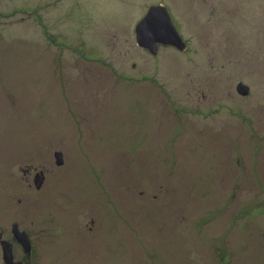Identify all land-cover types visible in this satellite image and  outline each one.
I'll return each instance as SVG.
<instances>
[{"label":"rangeland","instance_id":"374dc122","mask_svg":"<svg viewBox=\"0 0 264 264\" xmlns=\"http://www.w3.org/2000/svg\"><path fill=\"white\" fill-rule=\"evenodd\" d=\"M158 5L184 50L137 45ZM7 183L29 264H264V0H0Z\"/></svg>","mask_w":264,"mask_h":264},{"label":"flooded vegetation","instance_id":"af4514ba","mask_svg":"<svg viewBox=\"0 0 264 264\" xmlns=\"http://www.w3.org/2000/svg\"><path fill=\"white\" fill-rule=\"evenodd\" d=\"M185 47H186V44H185ZM56 152H60V151H55L53 153V157ZM20 171L24 176H28L31 180L21 181L19 175H17L19 183L26 185L27 189L33 195H34L33 193L34 187L38 191L42 190L44 183L46 181L45 177H46L47 171H44L43 169H38V167H28V166L26 168H20ZM38 181H41L39 188L36 187V183H38ZM7 185H10V186H7ZM7 185L5 184V196L4 197L2 196L0 192L1 194L0 204L4 207V212H5L4 216L0 218V262L2 264H7L4 260V248H6L8 252L10 253V257L12 258L13 263L29 264L30 261L28 259L32 256V253L36 251L35 250V240L31 238V235L27 231V229H24V230L20 229V223L18 222L14 223L13 221L8 222L10 221L8 219L9 218L8 215L10 213V208L12 207L11 202L13 200V197H16V195H19V194H16L12 191L11 183H7ZM18 201L21 202L22 197H19ZM14 226H15V229H14ZM18 232L25 234L26 238H20V236L18 235Z\"/></svg>","mask_w":264,"mask_h":264},{"label":"water","instance_id":"95a60500","mask_svg":"<svg viewBox=\"0 0 264 264\" xmlns=\"http://www.w3.org/2000/svg\"><path fill=\"white\" fill-rule=\"evenodd\" d=\"M135 31L137 45L152 55L157 53L159 45L172 46L178 50L185 48V43L174 27L168 11L163 6L149 7L146 15L137 24ZM236 91L241 95H245L248 93L249 88L246 85L238 84ZM54 158L56 165H62V154L60 152H56ZM40 184L41 181H38L36 187L39 188ZM18 235L20 238H26V235L23 233L18 232ZM4 260L7 264H22L13 263L10 253L6 248H4Z\"/></svg>","mask_w":264,"mask_h":264}]
</instances>
